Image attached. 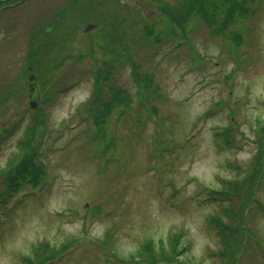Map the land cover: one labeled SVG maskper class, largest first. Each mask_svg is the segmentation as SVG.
Returning <instances> with one entry per match:
<instances>
[{"label": "rangeland", "instance_id": "1", "mask_svg": "<svg viewBox=\"0 0 264 264\" xmlns=\"http://www.w3.org/2000/svg\"><path fill=\"white\" fill-rule=\"evenodd\" d=\"M78 2L93 7L92 20H71L70 38L49 56L31 53L29 35L35 23L71 0H22L0 11V170L34 125L37 138L44 135L38 164L46 174L37 187L27 183L0 205V264H23L22 257L34 264H136L127 254L149 237L153 252L159 251L157 264H166L158 254L175 238L185 250L167 264L179 258L182 264H264V170L251 198L254 185L240 198L208 199L227 180L239 181L262 148L257 141L264 130L257 131L264 122V0L249 1L247 18L234 21L243 31L236 48L216 33L218 25L210 28L201 18L191 20L184 39L166 12H181L180 0ZM125 21L139 29L135 58L154 87L139 91L129 65H117L112 84L131 102L122 116L117 108L108 118L115 146L104 156L102 145L90 139L86 101L95 71L111 56L108 48L87 51L92 39L104 43L98 29L110 23L114 36ZM87 24L99 27L85 33ZM146 25L164 32L160 43L143 37ZM179 40L185 42L176 46ZM39 112L43 120L37 123ZM229 125L234 132L226 145L220 133ZM3 184L0 177V190ZM242 199L251 205L243 212ZM210 216L236 226L237 243L244 229L236 261L235 249L227 259L220 254L222 237ZM70 239L76 241L63 250Z\"/></svg>", "mask_w": 264, "mask_h": 264}, {"label": "trees", "instance_id": "2", "mask_svg": "<svg viewBox=\"0 0 264 264\" xmlns=\"http://www.w3.org/2000/svg\"><path fill=\"white\" fill-rule=\"evenodd\" d=\"M19 1L20 0H0V11L4 10L6 6L16 4ZM249 1L253 0H180L181 5L183 6L181 7V12L171 11L170 9L166 12H168L167 15H169L171 23H175L177 25L183 38L186 39L185 36H187V27L193 17L197 15L199 18L204 19L205 23L208 24L210 28H214L218 25L219 28L216 33L223 36V38H229L231 45L236 48L243 42V31L237 29L236 26L233 27V23L234 21H241L243 18H247L250 13V9L247 6ZM65 5L55 8L49 19L44 20L43 22L35 23L36 25L30 33L28 41L31 53L38 49L42 53L43 51L45 52L44 56H49L54 49H58L59 43L62 41L66 42V40L70 38L69 30L72 28L71 20L75 23H87L92 20L91 14H93V7H91L90 4H88V6L86 5V8L84 5L79 4L78 0H71L70 4L65 3ZM70 5L81 6V8L77 11H73ZM87 10H89V12ZM220 12L224 14L221 18H219ZM110 26L112 25L108 23L97 30L96 36L98 35L104 43L96 44V40L92 39L89 42V50L87 51V54L91 55L94 46L101 49L108 48V54L111 56L103 61L101 69L95 71L94 89L92 95L86 101V105L88 107L86 115L91 121L90 139L93 142L98 143V145H102V154L104 156H106V153L110 148H112V146H115V138L109 133L111 128H109L108 118L115 114V110L117 108L123 110L119 111V116H122L131 102V97L126 91L118 87H114V84H112L113 73L117 69V65L122 62L129 65L131 76L138 84L139 91L154 87L153 79L150 75H144L141 73L140 65L135 58L137 48L140 45V42L137 40L139 36L137 35L139 33V29H134L129 21L128 23L125 21L119 24L115 35L110 36L108 32L111 28ZM146 26V34H143V37H147L151 44L160 43L164 36H162V33L164 32L158 33L151 25ZM114 28H116V25ZM64 31L67 32L64 33ZM169 32L177 36V32L171 27ZM193 53L195 54L194 50ZM69 56V58L72 57L71 55ZM197 56L200 57L199 54H197ZM33 60L36 61V58L34 57ZM42 65L43 63L36 64L37 68H40ZM103 84H107L109 86V90L108 87L104 88ZM104 89L107 90L105 94L106 96L103 95ZM142 99L140 101L141 103L144 101V97ZM219 102L223 101L219 100L216 104H219ZM152 111H155V109ZM229 117L232 120L234 115ZM41 120H43V114L39 112L37 123L41 122ZM140 120L141 118L139 116L136 123L139 124ZM253 121L258 124L260 123L257 117H254ZM119 122L120 119L118 123ZM262 130H264V122L261 129L259 127V131H257L258 134L261 133ZM233 132L234 126L231 125L230 127L229 125L225 126L220 133V135L225 137L224 138L222 136L226 145L232 141L231 134ZM43 136L44 135L42 133L41 139L39 140L37 138L34 125L26 128L24 133L25 139L18 141V147L14 154L8 158L5 166L0 170V177H2V183H4L0 190V205L6 206L7 199L10 197L12 198L20 192L25 184L28 183L32 186V188H35L41 183V181L44 180L46 176L44 168L41 164H38V160H40L39 150ZM258 138L259 141L257 142L262 145V148L256 154H253L251 163L245 169L246 173H243V176L241 175L239 177V179L242 177L239 181L227 180L226 187L216 191L218 195L231 197L238 196L240 198V196L244 195L241 191L247 192L248 189L254 185L252 194L249 198L253 196L255 186L259 182L261 174L264 170V139L262 137ZM235 167L237 172L241 171L239 166ZM249 206L248 200L246 202L242 199L238 208L243 212V210H245V208L247 209ZM226 210L227 209H225V211ZM209 221L218 228L220 238L222 237V250L220 251V254L224 257V259H227V255L235 249L236 256L234 260L236 261V257L239 254L236 248L238 246L239 248L242 246L245 234L244 229L242 239L237 243L235 239V234L237 232L236 226L228 224L225 225L221 218L214 216H210ZM110 236L111 232L108 233L106 239ZM232 240L234 241L231 242ZM73 241H76V239H70L68 242H64L62 245V248H64L63 250H65L71 242L73 243ZM173 241L175 243L167 241L169 246L166 245L165 249H162V251L160 250L158 256H160L161 262L167 264L183 254V251L185 250L183 248V241L181 242L176 238ZM229 241L233 245L230 246L229 244H225ZM153 243L154 239L149 237L139 245L135 252H129L127 255H129L130 260L134 261L136 264L139 262L147 264L160 263L156 259V253L159 251L156 250V252H153ZM106 244L107 243L104 242L103 245L100 246L105 249ZM41 247L44 248V246ZM144 248L147 249V252H144ZM167 248H169V253L165 255V250ZM22 261L23 264H34L33 261L30 262L29 258L26 257H22ZM178 264H182L180 262V258ZM224 264H226V260Z\"/></svg>", "mask_w": 264, "mask_h": 264}, {"label": "water", "instance_id": "3", "mask_svg": "<svg viewBox=\"0 0 264 264\" xmlns=\"http://www.w3.org/2000/svg\"><path fill=\"white\" fill-rule=\"evenodd\" d=\"M95 27H96V25H94V24H88L86 26V28L84 29V32H88L89 30H91V29H93Z\"/></svg>", "mask_w": 264, "mask_h": 264}]
</instances>
